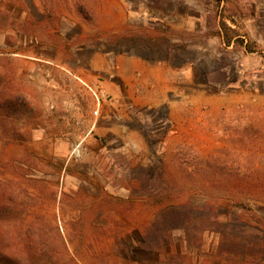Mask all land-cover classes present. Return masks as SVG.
<instances>
[{"label":"rangeland","instance_id":"rangeland-1","mask_svg":"<svg viewBox=\"0 0 264 264\" xmlns=\"http://www.w3.org/2000/svg\"><path fill=\"white\" fill-rule=\"evenodd\" d=\"M76 1L0 0L23 100L0 110L3 246L22 264H264V0H83L94 25ZM166 192L196 209L165 237ZM216 205L222 234L203 231Z\"/></svg>","mask_w":264,"mask_h":264},{"label":"trees","instance_id":"trees-1","mask_svg":"<svg viewBox=\"0 0 264 264\" xmlns=\"http://www.w3.org/2000/svg\"><path fill=\"white\" fill-rule=\"evenodd\" d=\"M76 11L77 13L88 23H91L94 25V17L90 11V9L87 7L86 3L83 0H77L76 4ZM51 19V15L49 12H46L41 16L40 22ZM15 24V21L9 16V14L0 9V30L3 29L4 26L10 25L13 26ZM222 26H224V23H221ZM123 29H111V30H105L100 31L97 30L96 32V38L98 39L99 35H105L109 34L110 32H120ZM151 41L155 42V39H150ZM227 44H229L228 41H226ZM5 62L0 61V110H2L4 113H6L5 110H12L13 107L18 106L23 102L20 96L15 95L14 88L12 86V79L6 76H4V73L2 72V66H4ZM20 106V105H19ZM139 111L135 114H137ZM163 127L164 132L166 134L167 128L169 126V119L165 116L163 120ZM142 136L146 140L148 148H151V145L147 139V135L145 133H142ZM1 204L0 209H4L5 205L8 204L9 207L13 203V197L7 196L5 198H0ZM156 206L159 208V212L161 213V220H164L167 222L165 224V227L163 231H161V236H169L173 232H175L178 229H181L185 226V224H189V222H193V216H194V208L191 206L183 197L181 196V193H177L176 195H172L168 192L163 193L157 200ZM208 213L211 214V221H209L210 226L203 227V231H210L212 233L216 234H222L221 230L223 227V223L219 221V219L224 218L225 214L222 212V210L219 209L218 205L211 206ZM1 214V212H0ZM240 216V214H238ZM236 215L235 217H238ZM241 222L240 220H237ZM175 223V224H174ZM242 223L244 221L242 220ZM180 226V227H178ZM185 231H187V228H183ZM218 230V231H217ZM139 247H136L134 251H144V245L145 242L143 240H139ZM0 264H22L21 260L17 257L15 252H10L6 250L5 246H3L2 241H0Z\"/></svg>","mask_w":264,"mask_h":264},{"label":"built area","instance_id":"built-area-1","mask_svg":"<svg viewBox=\"0 0 264 264\" xmlns=\"http://www.w3.org/2000/svg\"><path fill=\"white\" fill-rule=\"evenodd\" d=\"M97 100L99 101L98 97H97Z\"/></svg>","mask_w":264,"mask_h":264}]
</instances>
